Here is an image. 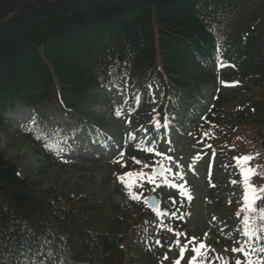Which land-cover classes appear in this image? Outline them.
Returning a JSON list of instances; mask_svg holds the SVG:
<instances>
[{"label":"trees","instance_id":"16d2710c","mask_svg":"<svg viewBox=\"0 0 264 264\" xmlns=\"http://www.w3.org/2000/svg\"><path fill=\"white\" fill-rule=\"evenodd\" d=\"M153 81L160 100L151 96ZM225 81L255 98L215 122L216 134H227L208 145L238 163V151L227 146L248 140L250 162L264 177V0H0V129L11 112L26 109L50 130L33 123L18 137L41 149L55 133L104 143L109 114L134 115V127L145 131L140 141H157L164 125L184 133L210 112L205 89ZM120 86L128 94L121 109L108 95ZM48 105L54 120L44 112ZM234 168L232 183L244 193L242 171ZM115 195L123 196L115 186L99 198L40 188L0 152V264H156V242L149 243L165 239L163 222L174 220L179 202L162 200L153 212L119 204ZM256 237L264 243V229Z\"/></svg>","mask_w":264,"mask_h":264},{"label":"rangeland","instance_id":"374dc122","mask_svg":"<svg viewBox=\"0 0 264 264\" xmlns=\"http://www.w3.org/2000/svg\"><path fill=\"white\" fill-rule=\"evenodd\" d=\"M226 82L228 81L220 82L216 86L212 84L205 89L203 97L211 104L206 117L199 118L183 134L176 135L163 127L159 137H156L157 141L150 137L141 141L138 139V134L145 131L143 127H134V115L126 117L109 114L108 126L104 129L108 137L104 143H90L89 137L82 133H75L70 139H64L55 133L53 141L41 149L39 143L23 142L17 131L33 123L43 126L44 131L50 130V127L45 126L30 111L18 107L8 115L9 121L5 129H0V152L5 153L7 160L16 162L22 178L30 180L40 188H58L65 191L80 189L83 193L99 198L115 186L123 196L115 195L114 201L129 208H146V199L152 195L160 201L164 200L167 205L172 206L173 202L177 205L178 196L167 191L168 188H174L172 190L183 198L177 206H186V211L177 209L176 219L168 225L163 222L162 230L166 231L162 232L164 240L157 243L154 238L150 242L152 247L156 242L153 252L156 264H174L180 256L182 246H186L187 251L181 264H188L193 254L191 248L200 242L206 245V264H236L237 260L241 264H249L252 259L249 254L245 255L248 251L252 255H261L260 262L264 264V252L260 251L264 243H259L256 237L258 230L264 229V221L253 217L248 226L244 224V217L249 214L245 210L244 194L235 190L232 183L235 173L233 166L236 164L241 171L247 167L255 169L257 175L251 177V182L256 183L253 185L257 188L264 187L260 166L257 162L250 161L247 165L234 164L232 158L221 157L214 152L213 146L208 145L213 139L222 144L227 134L224 129L216 134L215 122L238 112L242 99L255 98L250 97L248 91L239 93V83ZM159 88L153 92L156 98L160 95ZM228 89L232 91H227ZM108 95L114 108L121 109L127 101V92L123 86L111 89ZM44 112L52 120L57 117V112L51 105ZM228 120L229 118L225 120V124ZM153 125L154 131L160 126L159 122ZM247 143L248 140L240 143L232 140L227 148L230 153L238 151L240 157H254ZM45 147L50 148V154ZM149 148L153 151H148ZM157 152L161 154L157 155ZM121 153L124 155L121 156ZM133 157L141 163H135ZM45 164L46 171L38 172L41 166L45 168ZM156 168H164V174L155 175ZM127 173L133 175L128 176ZM140 173L143 175H139ZM120 176L124 177L123 183L118 179ZM129 184L131 188L126 187ZM185 188L186 197L183 195ZM129 192L138 199L130 198ZM261 201L257 207L264 206V199ZM238 207L240 208L237 210ZM230 210L234 211L232 220ZM156 215L155 219L159 221ZM224 218L234 223L236 231L230 230L228 219L224 226ZM174 221L179 222V225L176 226ZM193 237L196 238L195 241L192 240ZM239 247L244 248L245 252L233 251Z\"/></svg>","mask_w":264,"mask_h":264},{"label":"snow or ice","instance_id":"6c2138e0","mask_svg":"<svg viewBox=\"0 0 264 264\" xmlns=\"http://www.w3.org/2000/svg\"><path fill=\"white\" fill-rule=\"evenodd\" d=\"M148 151L151 152L153 151V149L149 148ZM156 154L160 155L161 153L157 152ZM120 155L123 156L124 154L121 153ZM253 158L254 157L249 156V155L243 156L238 159V164L247 165V163ZM132 159L135 161V163H138V164L141 163V161L136 160L135 157H133ZM115 162L120 163V161H115ZM145 167H147V165H145ZM127 175L131 176L133 174L127 173ZM139 175H143V173H140ZM242 175H243V184H244V193H245L243 197L244 203H245V210L249 213L248 215L244 217V224L248 226L250 220H252L253 217L258 219L259 221H264V208L257 207V202L261 199H264V195H261L262 193H264V187L257 188L251 183V177L254 175H257V172L255 169L247 167L243 169ZM118 179L122 183L124 182L123 176L118 177ZM126 187L131 188V185L130 184L126 185ZM129 195H130V198L132 199H138V197L133 195L131 192H129ZM188 198L191 199L190 196ZM245 234L247 235L248 233L246 232ZM192 240L195 241L196 238L193 237ZM157 243H159V241H157ZM177 243L179 244V242ZM205 248H206V245L203 242H200L197 246L191 248V252L193 253V255L189 258L188 264H201L202 260H206L207 253L204 251ZM186 251H187L186 246L180 247V256L178 259L174 261V264H181V260L184 259ZM233 251L245 252V249L242 247H239V248L233 249ZM260 251L264 252V247H261ZM245 255H248V253L245 252ZM165 259H167V257H165ZM236 264H241V262L237 260ZM249 264H252V262L249 261Z\"/></svg>","mask_w":264,"mask_h":264},{"label":"water","instance_id":"95a60500","mask_svg":"<svg viewBox=\"0 0 264 264\" xmlns=\"http://www.w3.org/2000/svg\"><path fill=\"white\" fill-rule=\"evenodd\" d=\"M164 170L156 169L155 173L160 174ZM148 208L149 209H157L159 207V200L156 197H149L147 200Z\"/></svg>","mask_w":264,"mask_h":264}]
</instances>
